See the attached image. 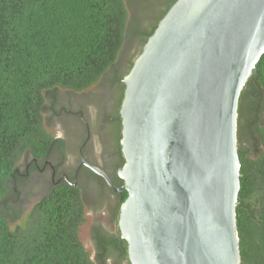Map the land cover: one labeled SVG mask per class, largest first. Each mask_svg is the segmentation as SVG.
<instances>
[{"label":"water","instance_id":"obj_1","mask_svg":"<svg viewBox=\"0 0 264 264\" xmlns=\"http://www.w3.org/2000/svg\"><path fill=\"white\" fill-rule=\"evenodd\" d=\"M264 53V0H177L124 77L131 264H241V93Z\"/></svg>","mask_w":264,"mask_h":264},{"label":"trees","instance_id":"obj_2","mask_svg":"<svg viewBox=\"0 0 264 264\" xmlns=\"http://www.w3.org/2000/svg\"><path fill=\"white\" fill-rule=\"evenodd\" d=\"M144 1L160 8L154 21L134 29L126 0H0V205L18 177L20 154L37 157L41 165L58 152L65 154V139L49 131L45 116L61 89L82 91L109 74L121 85L120 114L123 79L177 0ZM130 34L138 35L141 47L121 73L119 61ZM122 129L120 123L121 148ZM238 145L241 264H264V53L241 93ZM127 196L125 191L121 201ZM76 200L75 188L65 182L42 196L14 227L0 206V264H89L79 236L83 211ZM116 235L95 226L100 264L117 250L121 260H129L127 241L123 252L114 246Z\"/></svg>","mask_w":264,"mask_h":264},{"label":"flooded vegetation","instance_id":"obj_3","mask_svg":"<svg viewBox=\"0 0 264 264\" xmlns=\"http://www.w3.org/2000/svg\"><path fill=\"white\" fill-rule=\"evenodd\" d=\"M105 79L106 82H108L106 87H104L102 83ZM98 83H102L101 86L104 88L101 89V93L107 98V105L103 111L99 125L96 128L93 126L95 120L93 122L91 121V117L86 108V105H92V103L80 106L79 108L75 105V97L77 94L86 89L82 91L61 90L67 93L66 102L61 104L58 109L53 106L52 115H66L72 119L73 123L77 126L78 131L74 132H76L75 137L78 138L79 136L78 142L73 148L71 145H73L74 142L73 144H70L69 140H67V136L65 139L63 136L55 135L56 137H62L65 139V154L58 152L52 156L51 159H47L43 165H41V162L37 157L26 155L25 158L27 162L24 165V168L19 167L17 169L18 177L12 182V184H18L20 181L21 183L26 184L38 173L48 169L51 173V183L45 187L38 188V191L35 190L29 192L28 197L33 194H41L44 191L48 193L51 189L67 182L75 188L77 198L80 196L81 199L85 201L92 199L97 204L103 206L106 203L108 205L107 210L104 211L106 220L93 223L91 226L90 233L94 242L95 226H99L114 235L119 232L121 234L119 219L121 206L125 201L122 202L121 200L122 195L126 191L116 192L104 176L95 172L86 162H84L88 161L107 173L116 186L122 187L125 184V181L120 177V172L125 164V161L123 160L124 155L122 148L119 145V141L117 140L119 124L122 123L121 114L117 113L119 99L121 97V92L119 91L121 85L115 82L113 76L110 77L109 74L106 77L104 75L96 84ZM98 110L99 108L97 109V114ZM79 127L82 129L81 132L79 131ZM70 146L73 152H75V161L71 165L69 164ZM116 175H118L119 180L116 179L117 181L115 182L113 178H116ZM124 240L125 239L122 238V235L120 237L119 235H116L114 238V246L123 252L125 249L123 250L121 246H123ZM95 252L96 257H98V254H102L98 251L96 245ZM111 257L120 258V252L118 250L114 251L110 254L109 259Z\"/></svg>","mask_w":264,"mask_h":264},{"label":"rangeland","instance_id":"obj_4","mask_svg":"<svg viewBox=\"0 0 264 264\" xmlns=\"http://www.w3.org/2000/svg\"><path fill=\"white\" fill-rule=\"evenodd\" d=\"M127 8L129 12V24L131 28H140L142 26L148 25L152 21H154V15L160 8V6H152L150 3L144 0H126ZM138 35L130 34L126 44L124 46L123 52L121 53V58L119 61L120 72L122 73L130 64L131 59H133L139 52L141 43ZM112 76V74L110 73ZM102 81V80H101ZM100 81V82H101ZM104 87H106L107 83L106 79L102 82ZM102 83H98L94 86L87 88L85 91L80 92L75 97V105L76 107L85 106L86 104L92 103V105H86L89 116L91 117V121L94 124L93 126L96 128L101 120L103 115V111L107 105L106 97L101 93V89L104 88L101 86ZM63 90V89H61ZM58 92L57 98L52 99L48 102L49 110L45 113L47 127L51 133L54 135L63 136L67 140H69L70 144L74 148V145L78 142V138L75 137L77 130L76 124L73 123L72 119L69 116H55L53 114V106L58 109L61 104H64L67 99V93L65 91ZM89 100V101H88ZM91 101V102H90ZM98 105L95 104V103ZM98 114H97V109ZM248 112V111H247ZM79 131L82 129L79 127ZM77 138V140H76ZM79 144V143H78ZM70 146L69 149V164H73L75 161V152H73ZM26 155L20 154L18 156V167L24 168L26 164ZM51 183V173L48 169L41 171L36 176L31 178L29 182L23 184L19 181L18 184H12L10 194L6 199V204L1 203L0 206L4 209V212L11 223V226L14 227L18 224H21L29 214L30 210L34 206L36 202H38L42 196L46 195L47 192H43L41 194L31 195L28 197V193L31 191H38V188L45 187ZM77 205L83 211L84 220L79 228V236L80 239L89 254V264H100L95 252V242L91 237V226L93 223L102 222L106 220V216L104 211L107 210L108 205L97 204L94 200L89 199L85 201L81 199L80 196L77 198ZM18 211L19 213H17ZM18 214L17 217L15 215ZM15 217V218H14ZM107 264H131L128 259L121 260L118 257H111L108 259Z\"/></svg>","mask_w":264,"mask_h":264}]
</instances>
